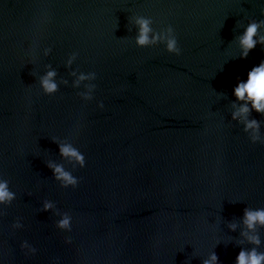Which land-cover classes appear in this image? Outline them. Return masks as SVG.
<instances>
[{
    "label": "water",
    "instance_id": "1",
    "mask_svg": "<svg viewBox=\"0 0 264 264\" xmlns=\"http://www.w3.org/2000/svg\"><path fill=\"white\" fill-rule=\"evenodd\" d=\"M261 9L264 0H0V175L16 193L0 214L3 264H201L212 251L233 264L239 228L228 224L264 207V144L248 141L229 107L235 78L264 59L259 44L233 59L234 37ZM134 15L172 25L180 55L137 48ZM44 64L69 81L52 96L36 83ZM72 68L96 73L91 101L70 86ZM251 116L264 133V117ZM52 138L79 148L85 167L62 160ZM45 161L77 187L60 188ZM44 199L72 214L71 233L54 229ZM17 217L24 228L13 231ZM23 239L36 256L20 252Z\"/></svg>",
    "mask_w": 264,
    "mask_h": 264
},
{
    "label": "clouds",
    "instance_id": "2",
    "mask_svg": "<svg viewBox=\"0 0 264 264\" xmlns=\"http://www.w3.org/2000/svg\"><path fill=\"white\" fill-rule=\"evenodd\" d=\"M261 16H264V9L260 10ZM136 32L133 43L137 48L151 47L162 45L166 53L180 55L181 48L178 44L177 36L172 25H165L159 30L153 27V19L151 16L134 15L131 17ZM264 19H249L243 25V31L234 37L236 45L239 49V59H246L248 53L257 44L264 46ZM264 50V47H262ZM51 53V48L42 49V55L47 57ZM77 57L76 52L67 55L64 61L65 68H71ZM72 77L71 87L80 89L76 95L82 101H91L96 85L92 83L96 79L94 71H77L71 69L68 73ZM236 82L231 89V95L234 97L229 102L230 120L235 121L237 125H241V131L247 135L251 144H264V133L261 132L262 120H257L251 116L254 111L264 117V59L253 65L246 73V78L241 79L237 76ZM36 83L45 96L55 94L60 84L68 85L67 79L58 78L57 69L51 64H44L43 71L36 76ZM220 96L224 93L217 92ZM97 109H103L102 101L96 102ZM57 145V152L62 160H66L73 167H85L84 153L79 150L72 142L66 139H51ZM45 166L51 171L52 178L58 183L60 188H76L79 183V177L73 175L72 171L64 167L63 164L55 161H45ZM16 198V193L11 190L10 182L3 175H0V214L2 209L10 205ZM236 203V202H234ZM53 210L55 217L53 227L62 233L72 232L73 217L69 211H63L56 207V202L51 199L41 201L40 211ZM11 230H21L24 228L22 218L13 219ZM230 231H236L239 228V238L236 240V246L239 248L236 253L233 264H264V241L261 239L260 229H264V207L245 206L239 216V221L230 222L228 224ZM72 237L65 235L63 238L64 245L72 244ZM216 239L214 247L219 244ZM19 250L25 257H34L37 255L38 249L27 239L19 241ZM3 264V260H0ZM59 264V261H54ZM201 264H219L218 256L215 251L208 254L207 258L201 260Z\"/></svg>",
    "mask_w": 264,
    "mask_h": 264
}]
</instances>
